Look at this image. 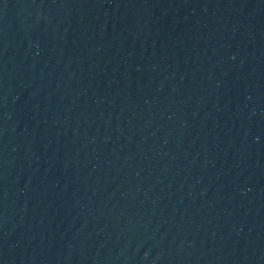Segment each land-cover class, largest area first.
Wrapping results in <instances>:
<instances>
[{"label": "water", "instance_id": "water-1", "mask_svg": "<svg viewBox=\"0 0 264 264\" xmlns=\"http://www.w3.org/2000/svg\"><path fill=\"white\" fill-rule=\"evenodd\" d=\"M0 264H264V0H0Z\"/></svg>", "mask_w": 264, "mask_h": 264}]
</instances>
